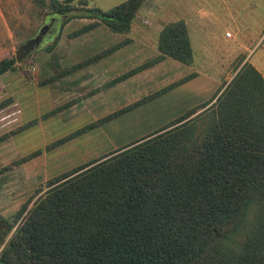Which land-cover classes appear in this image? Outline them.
I'll list each match as a JSON object with an SVG mask.
<instances>
[{
  "label": "trees",
  "instance_id": "1",
  "mask_svg": "<svg viewBox=\"0 0 264 264\" xmlns=\"http://www.w3.org/2000/svg\"><path fill=\"white\" fill-rule=\"evenodd\" d=\"M31 1L41 11L48 8L43 16L61 17L55 28L59 34L72 19L91 20L71 34L75 37L97 25L127 34L147 0H126L108 11L87 9L85 2H78L76 8L71 6L73 0ZM56 43L42 51L50 54ZM156 51L157 57L103 87L166 58L190 66L191 47L182 21L160 29ZM96 59L67 70L52 66L54 75L45 83ZM14 63V58L0 60V76L13 71ZM191 78L193 74L154 95ZM149 97L45 150L130 111ZM206 106L190 108L150 135L53 178L28 210L26 204L20 207L14 221L0 216V264H264L262 76L244 62L203 109ZM199 109L203 110L187 119ZM39 154L34 151L23 160Z\"/></svg>",
  "mask_w": 264,
  "mask_h": 264
},
{
  "label": "rangeland",
  "instance_id": "2",
  "mask_svg": "<svg viewBox=\"0 0 264 264\" xmlns=\"http://www.w3.org/2000/svg\"><path fill=\"white\" fill-rule=\"evenodd\" d=\"M124 1L73 0L71 6L77 8L78 2H85L87 9L108 11ZM42 10L31 0H0V60L14 58L20 44L51 24V34L24 60L15 62L13 71L0 76V216L8 222L14 221L21 206L26 204L28 210L53 178L150 135L190 108L203 103L209 106L244 62L264 81V0H147L127 34L97 25L75 37L71 34L92 21L72 19L59 34L56 29L61 17L43 16L48 8ZM176 21L186 27L190 66L166 58L103 87L157 57L160 29ZM226 33L229 37L224 36ZM55 42L54 55L42 51ZM85 54L97 56L89 64L92 73L83 78H91L89 85L79 89L72 81L77 74L64 83L59 79L45 83L54 75V61L67 70L69 60ZM69 74L71 71L66 76ZM190 74L193 78L186 83L154 95ZM148 96L130 111L45 150L74 131ZM37 150L39 155L23 160Z\"/></svg>",
  "mask_w": 264,
  "mask_h": 264
},
{
  "label": "crops",
  "instance_id": "3",
  "mask_svg": "<svg viewBox=\"0 0 264 264\" xmlns=\"http://www.w3.org/2000/svg\"><path fill=\"white\" fill-rule=\"evenodd\" d=\"M103 26V25H102ZM92 30V29H91ZM71 41V40H70ZM53 51V50H52ZM52 53V52H51ZM50 53V54H51ZM51 55H54V53H52ZM88 55L87 54H85V55H83V56H79V57H74V58H72V60L70 61H68V63L69 64H71V66H69V67H72V66H74V65H76V64H80L81 62H84L85 60H87V59H89L90 57H87ZM52 57V56H51ZM55 59H57L56 58V56H53ZM62 58V60L64 59V57H61ZM53 59V58H52ZM54 61V60H53ZM166 61V60H165ZM56 63H58L57 61H54L53 62V66L54 67H56L58 70H65V69H60L59 67H58V65L56 64ZM90 64V63H89ZM83 65V66H81V67H78L77 69H75V70H73L72 72H71V74H69L68 76H65V77H61L60 79H59V81H62L63 83H64V81L68 78V77H70V76H72L73 77V75H76L77 74V76H76V78L74 79L73 78V82L75 83V82H77V84L79 85L78 87H79V89H81V88H84L85 87V83L87 84V85H89V81L91 80V78L90 79H88V80H84L83 81V78L85 77V75L86 74H90V73H92L91 72V70H92V67H91V65ZM87 81V82H86ZM61 83V82H60Z\"/></svg>",
  "mask_w": 264,
  "mask_h": 264
},
{
  "label": "water",
  "instance_id": "4",
  "mask_svg": "<svg viewBox=\"0 0 264 264\" xmlns=\"http://www.w3.org/2000/svg\"><path fill=\"white\" fill-rule=\"evenodd\" d=\"M46 30L47 26H42L34 37L27 39L25 42L20 44L15 51L14 61L18 63L29 56L31 52L41 43Z\"/></svg>",
  "mask_w": 264,
  "mask_h": 264
},
{
  "label": "flooded vegetation",
  "instance_id": "5",
  "mask_svg": "<svg viewBox=\"0 0 264 264\" xmlns=\"http://www.w3.org/2000/svg\"><path fill=\"white\" fill-rule=\"evenodd\" d=\"M44 26H45V25H44ZM46 26H47V30L45 31V33H44V35H43V37H42V40H43V38H44L46 35L51 34V30H50V28H51V24H47Z\"/></svg>",
  "mask_w": 264,
  "mask_h": 264
},
{
  "label": "built area",
  "instance_id": "6",
  "mask_svg": "<svg viewBox=\"0 0 264 264\" xmlns=\"http://www.w3.org/2000/svg\"><path fill=\"white\" fill-rule=\"evenodd\" d=\"M225 37H229V35L226 33L225 35H224Z\"/></svg>",
  "mask_w": 264,
  "mask_h": 264
}]
</instances>
